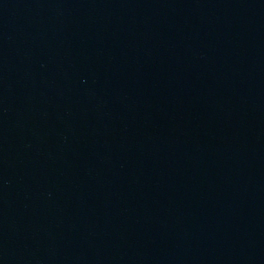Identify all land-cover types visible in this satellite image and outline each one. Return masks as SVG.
<instances>
[{"label":"water","instance_id":"1","mask_svg":"<svg viewBox=\"0 0 264 264\" xmlns=\"http://www.w3.org/2000/svg\"><path fill=\"white\" fill-rule=\"evenodd\" d=\"M0 264H264V0H0Z\"/></svg>","mask_w":264,"mask_h":264}]
</instances>
